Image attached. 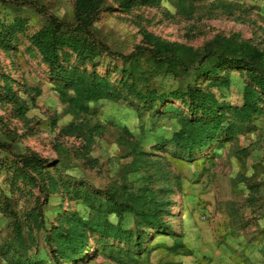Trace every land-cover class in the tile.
<instances>
[{
    "label": "rangeland",
    "instance_id": "obj_1",
    "mask_svg": "<svg viewBox=\"0 0 264 264\" xmlns=\"http://www.w3.org/2000/svg\"><path fill=\"white\" fill-rule=\"evenodd\" d=\"M132 1L126 11H110L107 4L91 27L114 54L132 53L144 44V33L198 51L236 36L264 51V0ZM75 3L0 0V264L15 262L4 256L6 247L21 249L22 259L54 264L44 238L75 213L91 215L80 192L105 191L124 181L134 190L149 185L161 204L162 228L133 245L111 242L138 257V264H264V117L252 132L192 156L176 157L169 147L181 121L194 114L180 98L190 87L218 93L212 87L217 76L231 77L224 98L240 105L246 72L214 69L211 59L198 71L153 79L161 99L147 107L136 100H101L86 103V111L76 115L62 98L64 83L30 42L50 16L74 23ZM63 55V67L121 88V59L104 54L84 63L71 51ZM7 91L26 104L24 116L14 112ZM73 122L84 133L86 126L96 128L90 144L62 133ZM33 154L43 174L28 170L25 179L20 164ZM40 208L39 228L29 220ZM92 259L116 264L96 252Z\"/></svg>",
    "mask_w": 264,
    "mask_h": 264
},
{
    "label": "trees",
    "instance_id": "obj_2",
    "mask_svg": "<svg viewBox=\"0 0 264 264\" xmlns=\"http://www.w3.org/2000/svg\"><path fill=\"white\" fill-rule=\"evenodd\" d=\"M75 4L74 23H66L50 16L47 24L30 39L45 65L57 80L64 83L62 98L72 107L74 114L86 111V103L101 100H136L147 107L161 99L158 92L152 89L153 79L174 76L179 72L198 71L213 59L216 61L214 69L232 66L230 71L246 72L247 83L243 89L242 103L232 104L224 98L223 90L230 88L231 77L217 76L212 87L218 93L190 87L180 98L190 106L194 114L181 121L180 129L169 142L175 156H192L195 152L206 150L224 139L229 140L236 134L250 133L255 130V122L264 117V51L251 42L240 40L236 36L219 38L203 51H198L144 33V44L136 47L132 53L114 54L96 38L91 27L107 4L110 11H126L131 8L133 1L76 0ZM4 35L9 38L8 33ZM66 51L75 53L84 63H94L104 54L121 59L124 62V68L120 71L121 88L113 85L109 79L63 67L62 61L68 56L63 55ZM6 94L14 106V112L18 116H24L27 112L26 104L12 92L7 91ZM86 129L84 133L83 125L73 122L64 127L62 133L67 137H81L90 144L96 128L86 126ZM156 142L160 144L162 141L157 139ZM40 160L35 154L23 158L20 174L25 179L28 170L42 175L43 171L39 170ZM79 198L91 210V215L86 219L75 213L61 221L44 238L51 261L54 264H92L93 254L96 252L116 264H138V257L120 246L114 247L111 242L133 245L151 229L162 228L161 204L150 186L134 190L124 181L105 191L86 194L81 191ZM41 213V208L35 209L29 220L39 228L43 226ZM112 216L116 222L111 219ZM17 234L23 237L19 231ZM94 237L97 238L96 242L92 241ZM21 252V249L6 247L3 254L14 259L13 264H37L31 258L22 259Z\"/></svg>",
    "mask_w": 264,
    "mask_h": 264
}]
</instances>
